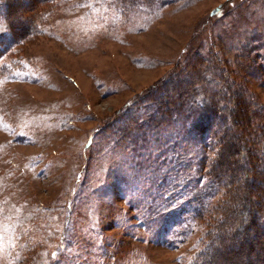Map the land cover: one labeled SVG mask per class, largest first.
Wrapping results in <instances>:
<instances>
[{
	"label": "rangeland",
	"instance_id": "374dc122",
	"mask_svg": "<svg viewBox=\"0 0 264 264\" xmlns=\"http://www.w3.org/2000/svg\"><path fill=\"white\" fill-rule=\"evenodd\" d=\"M11 6L21 37L0 58V264H191L204 230L194 212L220 196L196 171L207 146L181 135L174 160L156 164V151L138 171L111 129L192 64L222 66L228 91L264 111V0Z\"/></svg>",
	"mask_w": 264,
	"mask_h": 264
},
{
	"label": "trees",
	"instance_id": "16d2710c",
	"mask_svg": "<svg viewBox=\"0 0 264 264\" xmlns=\"http://www.w3.org/2000/svg\"><path fill=\"white\" fill-rule=\"evenodd\" d=\"M13 1L0 0L5 30L10 34L9 38L0 35V42L5 44L0 58L21 37L18 30L12 29ZM30 27L34 29V25ZM258 56L264 69V53ZM189 67L176 79L168 77L137 99L116 127L110 128L111 135L117 142L126 141L125 149L130 151L133 168L138 171L146 168L144 161L154 158L156 151V164L174 160L181 135L202 140L207 148L196 159V171L211 182L220 196L213 206L194 212V217L203 220L204 230L191 264H226L229 259L235 260L234 264H264L263 106L255 99H242L235 90L228 91L222 66L210 63L206 69L196 64ZM203 71L212 76L216 73L218 84L214 79L203 80ZM173 126L174 132L162 136L161 132ZM238 147L243 150L239 159L233 156ZM258 165L260 171L256 170ZM248 169L252 175H245Z\"/></svg>",
	"mask_w": 264,
	"mask_h": 264
}]
</instances>
